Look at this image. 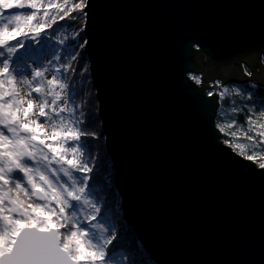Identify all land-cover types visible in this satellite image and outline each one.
Segmentation results:
<instances>
[{"label":"water","instance_id":"1","mask_svg":"<svg viewBox=\"0 0 264 264\" xmlns=\"http://www.w3.org/2000/svg\"><path fill=\"white\" fill-rule=\"evenodd\" d=\"M87 11L115 189L151 258L264 264V170L223 142L206 93L264 82V0H90Z\"/></svg>","mask_w":264,"mask_h":264},{"label":"snow or ice","instance_id":"2","mask_svg":"<svg viewBox=\"0 0 264 264\" xmlns=\"http://www.w3.org/2000/svg\"><path fill=\"white\" fill-rule=\"evenodd\" d=\"M89 7L90 0H0V264H139L126 253L115 260L117 228L106 226L107 202L90 185V140L99 136L88 131L95 122L85 105L95 101L84 97L76 71L87 73L81 33ZM65 25L72 35L58 36ZM214 88L210 97L244 103L215 114L223 142L242 159L264 160V82ZM243 114L246 128L237 123Z\"/></svg>","mask_w":264,"mask_h":264},{"label":"trees","instance_id":"3","mask_svg":"<svg viewBox=\"0 0 264 264\" xmlns=\"http://www.w3.org/2000/svg\"><path fill=\"white\" fill-rule=\"evenodd\" d=\"M76 23V22H72ZM74 28H68L67 25H65L63 28L57 30V35H65V36H71ZM83 37L84 34L81 33ZM68 43H73L71 40H69ZM83 60H84V66L87 68V73L86 74H80L81 69L77 65L76 71L78 74V83L80 85H84V97H86L87 101H95V103L92 104H87L85 105V112L87 113L88 111H91L94 115L92 116V120L95 122V127H90L88 131H95L97 135L99 136L98 140H90V145L92 146V151L95 159L97 160L98 156V150L99 153L102 157L106 158V164H108L109 167V173L107 174L106 170V164L105 163H98L97 162V170L95 171L97 177L94 178L93 181H90V185L94 186L96 192L98 193V197L101 198L102 196H107L106 202L108 205V211L107 215L111 216L112 222L116 224L119 227V241L116 243L115 246V251L118 253H126L128 254L131 258L135 259L136 261L139 262V264H158L154 259L151 258L150 254L148 251L145 249L141 241L139 240L138 236L136 235L134 229L132 226L126 221L125 215L123 212V207L121 204V198L118 192L115 190L114 187H107V182L106 180L109 179L108 183L111 181L113 183V169L110 164V159L108 158V154L106 152L105 148V142H104V136L103 132L101 129V120L98 112V100L96 98V93H95V88L92 85L91 81V76L89 72V63H88V57L83 49ZM263 61H264V56H263ZM75 79V78H74ZM229 87L230 90L232 89H240L241 91L244 90H252L251 85L248 83H240V84H228L226 85ZM254 91V90H253ZM261 93L264 94V89H261ZM232 101H235L236 105L243 107V98L242 97H235L232 96L227 103L220 102V106L218 108L217 113H229L231 106H232ZM257 112L260 111L259 107L256 109ZM245 115H240L237 119V123L239 125H243L244 127H247L245 124ZM227 116H225L223 119L224 121ZM216 124L218 122L217 118ZM222 139L223 141L226 139L225 135L222 133ZM97 156V158H96ZM257 163V162H256ZM101 164V165H100ZM100 167V168H99ZM102 167V168H101ZM109 175V176H107ZM104 178V179H103ZM101 179H103V183L101 182ZM118 209V211H117ZM119 212V213H118ZM105 214V209L102 208V215ZM120 254L118 256H120ZM120 258V257H119Z\"/></svg>","mask_w":264,"mask_h":264},{"label":"rangeland","instance_id":"4","mask_svg":"<svg viewBox=\"0 0 264 264\" xmlns=\"http://www.w3.org/2000/svg\"><path fill=\"white\" fill-rule=\"evenodd\" d=\"M75 24V23H74ZM78 26V25H77ZM84 34V33H83ZM85 38V37H84ZM80 73V72H79ZM93 85V84H92ZM94 87V86H93ZM95 93H96V91H95ZM227 119V118H226ZM225 121H227V120H225ZM246 128V127H245ZM233 130H235V129H233ZM227 131V130H226ZM105 142V141H104ZM106 148V147H105ZM98 153H99V150H98ZM98 153H97V156H98V158H97V156H96V158H97V162L98 163H105L106 164V158H104V157H102L100 154L98 155ZM108 158H109V156H108ZM260 162H264V160H257V165L260 163ZM101 165V164H100ZM100 168V167H99ZM102 168V167H101ZM106 168H107V170H106V172H107V174L109 173V167H108V164H106ZM98 168H96L95 170H94V173H93V175H94V178H96L97 177V175H96V173H95V171L97 170ZM107 176H109V175H107ZM104 179V178H103ZM103 179H101V182L103 183ZM109 179H110V177H109ZM109 179H107L106 180V182H107V187L108 188H112V187H114L115 188V185H114V180H113V183L110 181L109 183H108V181H109ZM113 179V178H112ZM116 190V189H115ZM117 191V190H116ZM102 199H103V201H106V199H107V196L105 195V196H102L101 197ZM117 211H118V209H117ZM119 213V212H118ZM101 222H104L103 220L101 221ZM112 224H114L113 222H111L110 224H108V225H106V226H109V227H111L112 226ZM115 226H116V228H117V236H118V241H119V236H120V232H119V227L115 224ZM116 241H114V244L116 245ZM110 248H112V246H110ZM115 251V250H114ZM120 253H118L117 251H115V260L118 262L119 261V257L120 256H118Z\"/></svg>","mask_w":264,"mask_h":264},{"label":"built area","instance_id":"5","mask_svg":"<svg viewBox=\"0 0 264 264\" xmlns=\"http://www.w3.org/2000/svg\"><path fill=\"white\" fill-rule=\"evenodd\" d=\"M188 75L190 76V78H192L193 76H197V77H199L200 78V81L202 82V80H201V75L200 74H196V73H188ZM192 80L193 81H195L193 78H192ZM201 82L198 84V85H201ZM216 82V81H215ZM195 83H196V81H195ZM209 84L210 85H213L214 84V81H209ZM209 91H216V92H218V91H220V89H218V88H214V87H209V88H207V90H206V93L207 94H209Z\"/></svg>","mask_w":264,"mask_h":264}]
</instances>
